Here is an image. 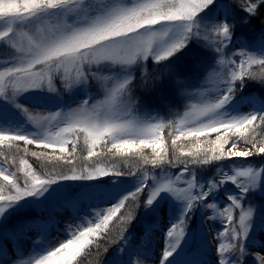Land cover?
Listing matches in <instances>:
<instances>
[{"label": "snow or ice", "instance_id": "6c2138e0", "mask_svg": "<svg viewBox=\"0 0 264 264\" xmlns=\"http://www.w3.org/2000/svg\"><path fill=\"white\" fill-rule=\"evenodd\" d=\"M257 18L254 41L237 36ZM0 52V264H79L101 241L115 251L98 264H210L206 223L211 264H264V205L247 199L264 194L249 162L264 160V95H244L264 89V0H0ZM165 78L184 101L166 117L145 102ZM105 148L123 167L92 160Z\"/></svg>", "mask_w": 264, "mask_h": 264}, {"label": "trees", "instance_id": "16d2710c", "mask_svg": "<svg viewBox=\"0 0 264 264\" xmlns=\"http://www.w3.org/2000/svg\"><path fill=\"white\" fill-rule=\"evenodd\" d=\"M257 23H258V25L255 26ZM261 27H262V25H261L260 19L257 18V19H254L251 22V25L249 27L243 28L242 31H239V28H238L237 29V35H241L242 34L243 37L245 39H247L248 38L247 33H248L249 28H255V29H260L261 30ZM238 32L241 33V34H239ZM179 67L186 74H190V73L195 74L191 70L190 62H189L187 54L184 57L181 58V62L179 64ZM153 68H154V66L150 62H148L147 69H148V72L150 74L153 73ZM138 70L140 71V69H138ZM137 76H138V72L136 73V82L135 83L137 85H139L141 83V79L137 80ZM188 78L191 79L190 77H188ZM193 81L197 83L198 82V78L193 79ZM193 81H190L189 83L192 84ZM249 93H256L257 95H264V89H262L260 85L252 84L250 82V86L245 89L244 95H247ZM138 94H140L139 93V89H138ZM145 101L146 102L154 101L155 102V104L153 106L155 108L154 111L155 112H159L161 116H165V117L168 115L169 107H171L173 109L182 110L183 109V104H184L183 99L177 94V92L175 90V87L173 86V84L167 78H165L164 83L162 85L158 86V88H157V90L155 92H153V93H151V94H149V95H147L145 97ZM165 135H166V138L168 139L169 144H170L171 138L167 137V133H165ZM210 138H214V134ZM82 141L83 140H82V137H81V140H80V142L78 144V148L79 149L82 146ZM184 143L187 144L188 142H184ZM67 147H68L69 151H71V145H68ZM30 148H31V150H34V151H49V152L51 151L50 149L49 150H43V149L37 148L36 146H30ZM103 150L106 153L104 156H102V157H93L96 162H102V163L116 162V163H120L121 166L123 167V159H121V158H115L114 159L111 156V153H107V149L106 148L103 149ZM85 151L86 150H84V153L78 152V155L81 157V159L76 160L77 164L83 165L85 163H88V161H84L82 159L83 156L87 155V153H85ZM95 151L96 152H100L101 148L98 147L97 149H95ZM148 151H149V154H150V150H148ZM55 155H60L58 150L56 151ZM28 159H29V162L32 163L34 167H37V168L39 167V163L36 161V158L28 157ZM127 160H128L129 166H131L134 163L135 164L137 163V160L135 158H133V157H128ZM260 161H262L261 157L249 158V162L257 164V165L260 164ZM149 169H150V166H149ZM126 170H131V167H129V169H126ZM197 172H199V173L202 172L205 175L206 174H213L212 169H207V170H203V171L198 169ZM250 194H252V193H250ZM252 202L261 204V203L264 202V197L257 196V198L252 200ZM245 203H247V201ZM131 230L137 232V234L140 233V229H139L138 224L136 222L133 223ZM112 235L114 237L116 235V233H113ZM100 243H101V255L99 256V258L97 257V255H96V253H95V251L93 249L91 254L86 253L82 258H80L79 264H98V259H102V260L110 259L112 254H113V252L115 251V249L110 247L108 253L105 255L103 253V247L105 246V243H104V241H101Z\"/></svg>", "mask_w": 264, "mask_h": 264}, {"label": "rangeland", "instance_id": "374dc122", "mask_svg": "<svg viewBox=\"0 0 264 264\" xmlns=\"http://www.w3.org/2000/svg\"><path fill=\"white\" fill-rule=\"evenodd\" d=\"M257 25H258V23H257L255 26H257ZM242 29H243V28H239V31H242ZM259 32H260V29L249 28L248 33H247V36H248L247 40H248L249 42L254 41L255 38H256V36L259 34ZM238 33H239V32H238ZM239 34H241V33H239ZM241 35H242V34H241ZM237 36H240V35H237ZM236 47L239 48V45H236ZM5 58H6V56H5L2 52H0V59H5ZM150 63L152 64V62H150ZM152 65H153V64H152ZM137 72H138L137 80H140V79H141V75H140V71H139L138 69H137ZM187 76L191 78V79H189V82H190V81H193V79L197 78V75H196V74H192V73L187 74ZM138 77H139V78H138ZM198 82H199V81H198ZM198 82H197V83H198ZM192 84L195 85L196 82L193 81ZM92 92H95V89H92ZM145 102H146V101H145ZM154 104H155L154 101H152V102H146V106H147L148 108L152 109V110H155V108L153 107ZM247 110H248L247 107H244V108L242 109V111H247ZM80 140H81V139H80ZM84 150H85V147H84V144H83V141H82V146H81V148L79 149V152L84 153ZM85 153H87V152L85 151ZM111 156H112V155H111ZM92 160L95 161L94 158H92ZM237 162H239V160H238ZM101 163H102V162H101ZM260 163H264V160L260 161ZM77 165H78V166H81V165H79V164H77ZM132 165H135V163L132 164ZM132 165H131V166H132ZM131 166H130V167H131ZM226 166H227V165H226ZM213 171H214V169H212V172H213ZM197 175H198V177L203 176V177L206 179L208 176H211L212 174H206V175H205V174L202 173V172H200V173L197 172ZM226 190H233V189H232V186H231V185L227 186V189H226ZM253 194H254V195H253ZM257 196L264 197V194L259 193V192H257V193H252V194H249V196H248L247 199H248L249 201H252V200L256 199ZM249 198H250V199H249ZM218 199H219V200H223V197H218ZM261 204L264 205V202L261 203ZM221 207H223V203H221ZM70 216H71V213L68 212V211H65V212H63V213H59V214H57V218L60 220L59 227H60V229H61V232H60V233H57L56 231H53V232H52V237H53L54 239L58 237V240H59V241H63L64 239H67V238H68L67 236L63 235L62 232H63V229H64L65 224H66L67 222H69ZM73 223H75V221H73ZM219 228H220V224L217 223V224H216V229H219ZM204 230H205V232L207 233V239H208V241L211 243V250H210V254H209V260H210V264H211L212 258L215 256L216 241L213 240V236L215 235V232H214L212 226L209 225V224H207V223L204 225ZM261 235H262V237H264V234H261ZM33 237H34V234H33ZM34 238H35V237H34ZM154 239H155V241H156L155 252H156V254L158 255V254L160 253V251H161V245H162V236H161V234H160V233H157L156 236L154 237ZM30 246H31L30 242H24V249H25V252H26V253L28 252ZM10 250H11V249H10ZM248 251L251 252V253H253V254H255L256 252H258V251H262V250H261L259 247H252V246H249ZM262 254H264V251H262ZM134 259H135V258H134ZM139 264H156V261H155V260H151V259L148 260V261H144L143 259H141V260L139 261ZM247 264H255L252 255H250V256L247 257Z\"/></svg>", "mask_w": 264, "mask_h": 264}]
</instances>
